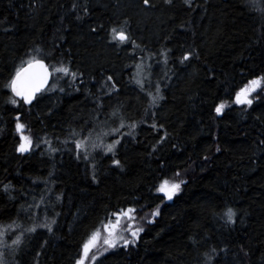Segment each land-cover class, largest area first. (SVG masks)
Segmentation results:
<instances>
[{"label":"trees","instance_id":"16d2710c","mask_svg":"<svg viewBox=\"0 0 264 264\" xmlns=\"http://www.w3.org/2000/svg\"><path fill=\"white\" fill-rule=\"evenodd\" d=\"M255 4L0 0V228L18 225L0 264H75L89 235L130 208L142 230L93 264H264V80L251 105L236 103L264 78V0ZM31 56L50 84L13 105L5 85ZM61 66L69 74L53 71ZM17 117L33 140L23 153ZM115 128L103 137L119 140L114 154L76 148L90 130ZM165 181L180 183L171 200L158 191Z\"/></svg>","mask_w":264,"mask_h":264},{"label":"snow or ice","instance_id":"6c2138e0","mask_svg":"<svg viewBox=\"0 0 264 264\" xmlns=\"http://www.w3.org/2000/svg\"><path fill=\"white\" fill-rule=\"evenodd\" d=\"M144 4H148L149 0H143ZM167 3H170L171 0H166ZM188 2V0H186ZM75 6V5H74ZM252 6L255 7V0H252ZM112 34H113V39L118 40L121 43L125 42H130L134 46L138 47V45H135V41H132L128 33L123 29H117L113 28L112 29ZM37 52L39 53L40 50L37 49ZM192 55V53H185L181 63L184 61H187L189 57ZM139 67V65L137 66ZM39 70V71H36ZM54 72L57 73H64L65 75L69 74L70 69L68 67L61 66L59 68H54ZM52 75V73L49 72L48 70V65L45 64L43 59H38L36 56H31L29 59L26 61V65L22 62V66L17 68L15 74L13 77L10 79V81L5 85V87L10 88L11 92L14 94L13 97L9 99V102L13 105L17 104V99L15 97H20L22 98L24 103H32V101L36 98L37 93L42 92V90L45 89V86L48 85L49 82V77ZM73 78H75V73H71ZM109 80L112 79V77H108ZM262 80L264 78H258V79H253L249 82L250 86H246L245 88L241 89L239 92L236 93V103L240 104H249L251 105L253 101L249 99V96L251 93L255 92L257 88L261 86ZM136 83L141 86L143 89L144 82L142 79H137ZM160 89L159 85L156 86L155 88V94L153 92H148L147 95L151 98L150 103L155 104L158 99H160L159 95ZM224 108V104L221 103L220 105L217 106L216 111L221 112ZM113 116H116L117 113L113 112ZM123 121H121L120 127H123ZM132 128H135V124L133 123L131 125ZM155 127V125H153ZM162 127V126H161ZM25 125L19 122V118L17 117V124H16V130L19 132L20 135V144L17 147L18 152H27L30 150L33 140L31 136L24 135ZM119 128L115 129H110L109 131H100L98 133H95L93 135V132L90 130L89 135L85 136L83 140H77L76 141V148L81 149L85 148L87 150V145H91L92 148H102L106 152H112L114 154V149L116 144L119 143V140H114L111 144H104L103 142V137L111 134V133H118ZM75 134V133H74ZM113 163L116 165L120 164L119 160H113ZM9 185H4V190L8 191L9 190ZM180 190V183H171L165 181L164 184L158 189V191L163 192L166 196L167 199L171 200L172 197ZM136 210L135 209H127L125 211H121L118 213H115L116 217V223L112 224H106L104 225V229L108 234V238L104 240V244L107 245L108 248H115L117 244L122 241L125 246L129 244V240L125 239L122 235H117L116 231L119 228L120 225V220L123 217H127L128 219H132V213H134ZM158 212H153L152 215H158ZM224 215L227 218L228 222L233 221V217L235 215L233 209L228 208ZM14 226L18 227V225L13 224L7 225L5 228H0V243H3V237L6 234V231L11 230ZM40 227H46L48 228L49 231H51V224H42L39 225ZM36 225H33L32 227L28 228L26 231L28 232H34L36 230ZM142 229H135L131 230V236L136 237ZM23 233H20L19 235L16 236L14 240H12V245L13 246H18L21 243V237ZM99 239V231H96L92 233L90 239L86 241L83 245V252L80 257L76 261V264H85V260L89 256L90 250L95 246L96 241ZM134 243L135 241H131ZM215 249H213V252ZM91 259L93 261L96 260L95 256H92ZM211 259V257H209Z\"/></svg>","mask_w":264,"mask_h":264},{"label":"rangeland","instance_id":"374dc122","mask_svg":"<svg viewBox=\"0 0 264 264\" xmlns=\"http://www.w3.org/2000/svg\"><path fill=\"white\" fill-rule=\"evenodd\" d=\"M123 45H128L129 43L128 42H125V43H122ZM220 105V104H219ZM217 108V107H216ZM215 108V110H216ZM224 109V108H223ZM223 111V110H222ZM221 112H217L218 114L222 113ZM164 184V183H163ZM161 184L160 187L163 185ZM159 187V188H160ZM160 192V191H159ZM163 196H165V194L163 192H160ZM132 215V219H128L127 217H123L121 218L120 220V225H119V228L117 229L116 231V234L117 235H122L125 239H129L131 238V230L133 228V226L136 227V224L140 221L141 217L143 218V216L141 217H136L134 213L131 214ZM109 223H112V224H115L116 223V217H114L112 220L106 222H102L92 233L96 232V231H99V239L96 241V244L95 246L90 250L89 252V256L88 258L85 260V264H93L94 261L91 259L92 256H95L96 259L98 258V256L100 254H102V252H104V250L106 249L107 245L104 244V240L108 238V234L107 232L105 231L104 229V225L106 224H109ZM139 224V223H138ZM134 230V229H133ZM92 233L89 235V237L87 238L86 241H88L92 235ZM85 241V242H86ZM84 242V243H85ZM82 252H83V248L81 250V255H82ZM81 257V256H80ZM80 259V258H79ZM76 264V263H75Z\"/></svg>","mask_w":264,"mask_h":264},{"label":"water","instance_id":"95a60500","mask_svg":"<svg viewBox=\"0 0 264 264\" xmlns=\"http://www.w3.org/2000/svg\"><path fill=\"white\" fill-rule=\"evenodd\" d=\"M25 65H26V64H25ZM48 70H49V68H48ZM36 71H39V70H36ZM49 72L51 73V71H50V70H49ZM50 81H51V76L49 77V82H48V85L50 84ZM48 85H46V86H45V89L48 87ZM45 89H44V90H45ZM42 91H43V90H42ZM40 93H41V92H40ZM40 93H37V95H39ZM13 95H14V94H13ZM37 95H36V96H37ZM16 98H18V99H21V100H22V98H20V97H16ZM22 101H23V100H22ZM33 101H34V100H33ZM33 101H32V102H33ZM25 104L29 105V103H25ZM30 104H31V103H30Z\"/></svg>","mask_w":264,"mask_h":264},{"label":"bare ground","instance_id":"6f19581e","mask_svg":"<svg viewBox=\"0 0 264 264\" xmlns=\"http://www.w3.org/2000/svg\"><path fill=\"white\" fill-rule=\"evenodd\" d=\"M96 130V129H95Z\"/></svg>","mask_w":264,"mask_h":264}]
</instances>
